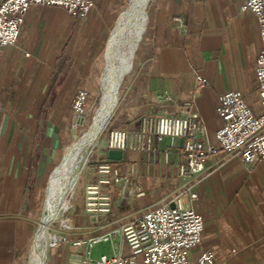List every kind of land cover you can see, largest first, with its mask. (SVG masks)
<instances>
[{
  "label": "crops",
  "instance_id": "0c3cea01",
  "mask_svg": "<svg viewBox=\"0 0 264 264\" xmlns=\"http://www.w3.org/2000/svg\"><path fill=\"white\" fill-rule=\"evenodd\" d=\"M128 1L94 0L85 17L61 5L31 4L17 44L0 46V264H29L51 179L83 123L73 100L81 88L89 90L85 116L104 72L108 36ZM243 1H150L107 129L86 157L66 206L71 226L60 232L67 239L47 247L43 264L130 256L122 225L179 194L205 221L190 259L209 249L217 264H264V159L248 165L216 136L221 93L240 90L254 111L263 109L256 75L260 29L255 14L241 9ZM199 75L207 85L198 87ZM189 109L202 117L205 143L218 148L203 172L182 178L185 137L155 139L149 148L124 149L121 159L109 157L110 129H145L151 116ZM105 160L120 180L106 189L110 212L94 215L85 210V187L97 175L86 165ZM104 234L109 239L88 245Z\"/></svg>",
  "mask_w": 264,
  "mask_h": 264
},
{
  "label": "built area",
  "instance_id": "2783aa9c",
  "mask_svg": "<svg viewBox=\"0 0 264 264\" xmlns=\"http://www.w3.org/2000/svg\"><path fill=\"white\" fill-rule=\"evenodd\" d=\"M34 3L61 5L78 17H85L95 5L94 0H0V46L17 44L28 8ZM241 9L253 12L259 24L261 47L256 75L263 109L261 112L254 111L240 90L221 93L217 111L223 122L216 136L226 152L239 154L249 165L264 159V0H244ZM197 80L198 87L209 82L201 75ZM88 98L89 90L81 88L73 100V110L79 117L84 116ZM147 121L145 129L130 132L120 128L110 129L108 146L122 150L141 149L151 147L155 139L185 137L187 162L180 165V174L185 180L203 172L207 158L218 150L215 145L205 143L203 136L206 127L196 110L189 109L184 114L176 115H154ZM86 166L97 178L86 184L85 210L94 215H105L111 210V197L106 189L113 180L119 181L120 177L114 172L109 160L87 163ZM197 196L196 191L190 192L192 199ZM63 212L61 215L65 216ZM66 218V223L58 225L60 229L71 226L70 218ZM204 226L203 215L186 205L179 194L172 201L147 210L137 219L122 225L123 235L132 250L130 256L102 254L98 263L140 264L142 261V264H217L214 252L209 249L203 250L196 259L189 258L190 249L199 246L202 241ZM59 228L54 232L55 236L49 239L48 246L66 241ZM107 239L108 235H98L91 238L88 245ZM75 243L81 245L83 242L77 240Z\"/></svg>",
  "mask_w": 264,
  "mask_h": 264
},
{
  "label": "bare ground",
  "instance_id": "6f19581e",
  "mask_svg": "<svg viewBox=\"0 0 264 264\" xmlns=\"http://www.w3.org/2000/svg\"><path fill=\"white\" fill-rule=\"evenodd\" d=\"M149 1L131 0L127 9L119 17L107 49V64L101 80L103 81L101 106L89 130L81 139L69 147L64 161L56 169L54 177H52L53 182L52 184L50 183L48 195L47 221L40 226L37 232L29 264H43L45 248L43 249L42 244L45 239H51L55 236V233H51L50 226L55 218H59L58 212L60 208H56L58 201L63 203L62 208L65 210L68 204L67 196L77 180L76 169L79 163V156L87 145L96 141L115 107L123 75L131 66L135 46L144 29ZM125 43L130 46L129 52H125L123 48ZM66 220V216L62 217V215L58 219L60 224L66 223Z\"/></svg>",
  "mask_w": 264,
  "mask_h": 264
},
{
  "label": "rangeland",
  "instance_id": "374dc122",
  "mask_svg": "<svg viewBox=\"0 0 264 264\" xmlns=\"http://www.w3.org/2000/svg\"><path fill=\"white\" fill-rule=\"evenodd\" d=\"M130 1H131V0L128 1L127 6H126V8L124 9V11H125V10L127 9V7L129 6ZM150 1H151V0H150ZM150 1H149V3H150ZM118 20H119V19H118ZM117 24H118V23H117ZM117 24H116L115 26H117ZM115 26H114L113 29L111 30V32H110V34H109V36H108V39H109L110 35L112 34V32L115 31V28H116ZM123 48L125 49V52H129L128 50H129L130 46H129L128 43H125ZM106 64H107V59H106V56H105V50H104V52H103V68H104V69H105ZM103 71H104V70H103ZM101 80H102V78H101ZM101 80H100V82L98 83V86H97L96 91H95V99H94V101L92 102L91 107H90L88 113L85 114V116H83V117H84V119H83V123H82V126H81V130H80V132H79V134H78V139H77L76 141H78L79 139H81V138L83 137V135L89 130V128L91 127V125H92L93 122H94L95 115H96L98 109H99L100 106H101V103H102V100H101V99H102V97H103V89H102V88H103V81H101ZM121 88H122V84H121ZM121 88H120L119 94H120V92H121ZM98 106H99V107H98ZM96 110H97V111H96ZM94 114H95V115H94ZM93 116H94V117H93ZM106 129H107V124L105 125V127L102 129V131H101L100 134L98 135L96 141H95L93 144L87 145V146L84 148L83 152L80 154V156H79L78 167H77V169H76L77 180H78V177L80 176V173H81L82 170L84 169L83 167H84V165H85L86 157H87L88 154L90 153V150H91V149L96 145V143L99 141L101 135L105 133ZM76 141H75V142H76ZM75 142H74V143H75ZM74 143H73V144H74ZM73 144H72V145H73ZM72 145H70V147H71ZM68 149H69V148H68ZM68 149H67V150H68ZM66 152H67V151H66ZM58 166H59V165H58ZM86 167H87V166H86ZM53 177H54V176H53ZM52 182H53V179H52V181H51V184H52ZM71 189H72V188H71ZM74 189H75V188H73L71 191H69V194H68V196H67V199H68V207H69L70 198H71V195H72ZM47 204H48V200H47ZM62 205H63V203L60 202V201H58V204H57L56 208L59 207L60 209H63V208H62ZM68 207H67L65 210H63V211H64L63 214H64L65 216H67V217H69V214H68L69 208H68ZM46 208H47V207H46ZM60 217H61V215L59 216V218H60ZM62 217H63V215H62ZM59 218H55V219L51 222L50 231H51L52 234H54V232H56L57 229L59 228V226H58V225L60 224V222L58 221ZM40 224H41V222H40ZM59 229H60V228H59ZM46 240H47V241H46ZM48 244H49V238H47V239H45V240L43 241L42 247H43V249L45 248L44 251H46V249H47V247H48Z\"/></svg>",
  "mask_w": 264,
  "mask_h": 264
},
{
  "label": "water",
  "instance_id": "95a60500",
  "mask_svg": "<svg viewBox=\"0 0 264 264\" xmlns=\"http://www.w3.org/2000/svg\"><path fill=\"white\" fill-rule=\"evenodd\" d=\"M110 36H112V34L110 35ZM99 107V106H98ZM97 111V110H96ZM95 115V114H94ZM94 117V116H93ZM84 119V117H82V120ZM66 154H67V152L65 153V155H64V157L66 156ZM63 157V158H64ZM109 157L111 158V159H121L122 157H123V150L122 149H116V148H111L110 150H109ZM61 165V163L59 164V166ZM58 166V167H59ZM47 199H48V197H47ZM172 205H173V203H172ZM47 200H46V205H45V209H44V213H43V216H42V219H41V224H40V226L43 224V223H45L46 221H47ZM62 212H63V209H60L59 210V212H58V216H60L61 214H62ZM40 226H39V228H40ZM39 230V229H38ZM38 232V231H37ZM36 237H37V234H36ZM36 237H35V241H36ZM35 241H34V244H33V247H34V245H35Z\"/></svg>",
  "mask_w": 264,
  "mask_h": 264
}]
</instances>
